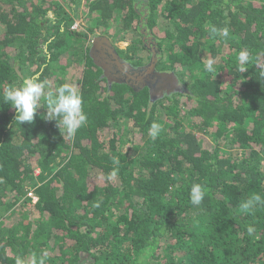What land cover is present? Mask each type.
Segmentation results:
<instances>
[{
  "label": "trees",
  "instance_id": "obj_1",
  "mask_svg": "<svg viewBox=\"0 0 264 264\" xmlns=\"http://www.w3.org/2000/svg\"><path fill=\"white\" fill-rule=\"evenodd\" d=\"M80 2L0 0V214L28 209L0 221V264H264V204L242 207L264 199V0H86L89 33L70 27ZM162 15L157 64L181 91L151 100L108 84L89 45L61 63L67 39L90 42L101 22L134 34L115 47L130 61L146 50L138 22L152 31ZM31 76L80 92L74 136L42 104L14 120L3 94Z\"/></svg>",
  "mask_w": 264,
  "mask_h": 264
},
{
  "label": "clouds",
  "instance_id": "obj_2",
  "mask_svg": "<svg viewBox=\"0 0 264 264\" xmlns=\"http://www.w3.org/2000/svg\"><path fill=\"white\" fill-rule=\"evenodd\" d=\"M209 31L216 34L217 29L210 26ZM240 59L246 61L247 55L242 54ZM206 70L208 72L215 71L212 60L207 62ZM45 87L46 83L41 81L38 76H31L26 78L21 85L6 89L3 94V102L15 109V121L20 124L32 123L41 98L44 97L48 108L47 119L56 120L59 125L63 126L64 133L74 136L78 129L87 122V116L82 110L83 99L80 92L68 84L61 85L55 91H47V93H45ZM152 127L155 129L157 125L153 124ZM204 194L202 186L194 185L190 194L192 203L200 204ZM255 204H264V199L260 194L253 195L242 207L247 210ZM249 231L251 232L252 229L250 228ZM33 264H37V262L34 261ZM38 264H43V259Z\"/></svg>",
  "mask_w": 264,
  "mask_h": 264
},
{
  "label": "water",
  "instance_id": "obj_3",
  "mask_svg": "<svg viewBox=\"0 0 264 264\" xmlns=\"http://www.w3.org/2000/svg\"><path fill=\"white\" fill-rule=\"evenodd\" d=\"M158 52L153 49L148 62L135 66L118 54L107 35L93 36L88 48L89 57L101 69V77H105L108 84L124 83L136 91L146 88L151 100L183 88L173 70L156 68Z\"/></svg>",
  "mask_w": 264,
  "mask_h": 264
},
{
  "label": "rangeland",
  "instance_id": "obj_4",
  "mask_svg": "<svg viewBox=\"0 0 264 264\" xmlns=\"http://www.w3.org/2000/svg\"><path fill=\"white\" fill-rule=\"evenodd\" d=\"M59 2L62 3V5L64 6V8L68 10V8L66 7V2L67 0H57ZM134 5V4H133ZM141 8V6H139ZM48 17L53 19L54 15H53V12L52 11H49L48 12ZM93 18H95V16H92ZM155 18V17H154ZM88 15H87V2L86 0H81L80 2V7L78 8L77 10V15L75 16V19H74V22L71 24V28L73 29H77L78 31H81V32H86V33H89L87 32L88 30ZM166 22V18L162 15L160 16L159 18L156 19L154 25H153V34L156 33H159L161 34L162 33V30H161V27L164 25V23ZM108 23V24H107ZM136 23V20L133 22V25H135ZM98 24V23H97ZM95 25V29H94V32H95V35L97 34H103L101 33L100 31L104 28L103 27H107V30H106V33L107 35L110 33V36H108L111 40V42L113 43V45L117 48H120V49H124L128 43H129V40H130V37H134V34L131 36V32H125V31H121L120 30V27L117 25L116 22H104L101 24H98V25ZM87 30V31H86ZM103 35H106V34H103ZM155 35V34H154ZM162 36V35H161ZM159 39V38H158ZM89 41L83 43V44H79L75 47H70V40L67 39V46L63 52V54L61 55L60 57V60H61V63H63V65H66L68 62H67V58H69V54H74L76 52H80L82 49H84L85 46L89 45ZM21 46L22 45H19L20 49H21ZM161 46H164V44H162ZM141 48V47H140ZM13 53L16 51L13 47ZM11 51V52H12ZM202 53H205V52H202ZM12 53L9 52V55L11 56ZM72 54V56H73ZM79 54V53H78ZM121 57L124 58V56H122L120 53H118ZM146 55H147V50H142V51H139V53L137 52V54H134V56H131L129 58V62L133 63V64H137L135 63L134 61H140L141 59L142 60H145L146 58ZM71 56V57H72ZM138 56V57H137ZM75 57H73L74 59ZM125 59V58H124ZM67 62V63H66ZM11 63L13 64V59L11 58ZM73 65L77 66L76 69L79 67V63H76V62H72ZM15 68H17V65H16V62H15ZM70 69L73 71V67L72 66H69ZM34 68V67H33ZM156 68L159 69V64L156 65ZM75 71V70H74ZM53 74H51L52 76ZM52 82V78L51 77H48V79L46 80V85H49L51 84ZM48 91V86L45 87V93H47ZM42 104V106H40ZM40 108L42 107V109L46 108V101L45 99L41 98V101H40ZM106 133L108 132H111V130H109L107 128V130L105 131ZM237 149H228L227 152H231V153H235ZM39 172V169L36 168L35 171H34V175L38 174ZM33 187H30L28 184L25 185V189L28 191H30V189H32ZM22 201V200H21ZM20 201V203H21ZM19 203V204H20ZM19 204H17L14 209H10L4 213H1L0 214V221H5L6 222H10V221H13V220H20V218L25 215V213H27V208L25 207V205H20L18 206ZM11 216V217H10ZM32 216H29V218H31Z\"/></svg>",
  "mask_w": 264,
  "mask_h": 264
},
{
  "label": "flooded vegetation",
  "instance_id": "obj_5",
  "mask_svg": "<svg viewBox=\"0 0 264 264\" xmlns=\"http://www.w3.org/2000/svg\"><path fill=\"white\" fill-rule=\"evenodd\" d=\"M140 22L141 23L138 22V24L141 26V28H140V32H141L140 39H141L142 43L144 44L145 49L147 50V55L145 57L146 58L145 60L141 59L140 61H134L135 63H137V64L132 63L135 66L148 62V60L152 54V50L153 49L158 50L155 35L153 34V32L151 30H149L147 28V26L143 25V23L145 24L146 21L142 23V19H141ZM158 70H160V69H158Z\"/></svg>",
  "mask_w": 264,
  "mask_h": 264
},
{
  "label": "built area",
  "instance_id": "obj_6",
  "mask_svg": "<svg viewBox=\"0 0 264 264\" xmlns=\"http://www.w3.org/2000/svg\"><path fill=\"white\" fill-rule=\"evenodd\" d=\"M27 195L31 196L32 197V201H36L37 197L36 195L33 193V189H30V191L28 190V193Z\"/></svg>",
  "mask_w": 264,
  "mask_h": 264
},
{
  "label": "crops",
  "instance_id": "obj_7",
  "mask_svg": "<svg viewBox=\"0 0 264 264\" xmlns=\"http://www.w3.org/2000/svg\"><path fill=\"white\" fill-rule=\"evenodd\" d=\"M98 35V34H97ZM102 35V34H101ZM93 38V37H92Z\"/></svg>",
  "mask_w": 264,
  "mask_h": 264
}]
</instances>
